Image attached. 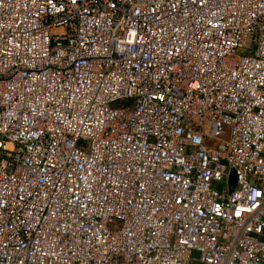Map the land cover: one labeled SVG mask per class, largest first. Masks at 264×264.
I'll use <instances>...</instances> for the list:
<instances>
[{"label": "built area", "instance_id": "built-area-1", "mask_svg": "<svg viewBox=\"0 0 264 264\" xmlns=\"http://www.w3.org/2000/svg\"><path fill=\"white\" fill-rule=\"evenodd\" d=\"M0 264H264V0H0Z\"/></svg>", "mask_w": 264, "mask_h": 264}, {"label": "water", "instance_id": "water-1", "mask_svg": "<svg viewBox=\"0 0 264 264\" xmlns=\"http://www.w3.org/2000/svg\"><path fill=\"white\" fill-rule=\"evenodd\" d=\"M236 178H237L236 172L233 170L231 172V181H232L233 186L236 184Z\"/></svg>", "mask_w": 264, "mask_h": 264}, {"label": "rangeland", "instance_id": "rangeland-1", "mask_svg": "<svg viewBox=\"0 0 264 264\" xmlns=\"http://www.w3.org/2000/svg\"><path fill=\"white\" fill-rule=\"evenodd\" d=\"M55 33H59V31H60V29L59 28H55L54 30H53ZM224 132V131H223ZM224 134H222V136H223Z\"/></svg>", "mask_w": 264, "mask_h": 264}]
</instances>
